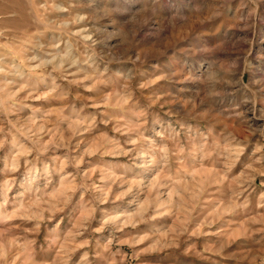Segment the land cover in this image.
<instances>
[{
  "label": "rangeland",
  "instance_id": "rangeland-1",
  "mask_svg": "<svg viewBox=\"0 0 264 264\" xmlns=\"http://www.w3.org/2000/svg\"><path fill=\"white\" fill-rule=\"evenodd\" d=\"M0 264H264V0H0Z\"/></svg>",
  "mask_w": 264,
  "mask_h": 264
}]
</instances>
